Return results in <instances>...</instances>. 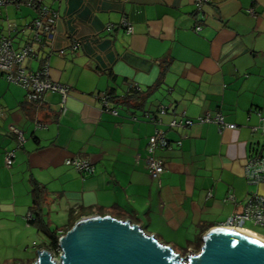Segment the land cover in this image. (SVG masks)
I'll list each match as a JSON object with an SVG mask.
<instances>
[{"label": "crops", "instance_id": "0c3cea01", "mask_svg": "<svg viewBox=\"0 0 264 264\" xmlns=\"http://www.w3.org/2000/svg\"><path fill=\"white\" fill-rule=\"evenodd\" d=\"M44 3L57 14L53 42L34 45L38 57L25 68L37 72L47 57L51 81L69 87L67 112L61 116L56 94H47L39 109L28 105L26 92L0 72L2 233L13 219L14 242L53 253L51 233L58 238L81 219L111 217L185 257L200 252L202 238L249 198L264 199V181L249 185L245 178L247 162L264 155V134L251 131L264 119V0H213L201 11L195 0ZM35 18L27 8L1 9L0 38L20 50ZM102 96L117 116L103 110ZM216 114L236 128L198 123ZM35 120L45 128L35 130ZM186 120L193 124L168 127ZM10 126L23 133L20 150ZM155 130L170 146L155 152L164 164L158 180L146 170ZM9 151L15 158L7 170ZM69 158L91 162L94 173L81 176L65 164Z\"/></svg>", "mask_w": 264, "mask_h": 264}, {"label": "built area", "instance_id": "2783aa9c", "mask_svg": "<svg viewBox=\"0 0 264 264\" xmlns=\"http://www.w3.org/2000/svg\"><path fill=\"white\" fill-rule=\"evenodd\" d=\"M196 7L198 11L204 9L206 5H209L213 0H195ZM13 6L16 9L27 8L33 10L36 13V18L28 26L32 33V38L30 41L23 46L20 50H15L12 42L5 37L0 38V72L5 76L9 83L16 84L20 86L25 92V102L28 105L34 106L39 109L44 101L47 94H56L59 96L60 101L58 104L59 112L61 116H64L67 112L66 101L69 94V87L65 85L58 84L51 81L49 77V66L47 63V57L42 60L41 69L37 72L28 71L25 68V63L29 59L37 58V52L34 49V45L38 46L40 49L51 48L53 42V36L55 31V25L57 21V14L49 9L44 3V0H0V10L7 7ZM127 34L133 33L132 26L123 20L120 24ZM107 31L112 29L111 26L106 28ZM200 31V27L196 28V32ZM78 49L77 45H73L72 50L75 52ZM59 55H63L60 51ZM109 98L107 96L101 97V105L104 111L117 116L116 111L109 107ZM165 109L161 107L158 113L163 114ZM2 115V110L0 107V116ZM149 121L154 125L160 123L155 117H148ZM135 121V118H133ZM200 124H215L219 126L220 129H230L233 130L236 127L234 125L226 124L223 117L220 114L215 116H204L198 119ZM34 129L40 130L44 129L45 126L39 120L34 121ZM192 121L186 120L172 121L169 124V129H173L180 126H191ZM253 133L260 132L264 134V119H260V125L251 129ZM8 132L15 138L16 147L15 150H20L25 142L23 133L10 126ZM170 148L169 143L164 138V135L159 130H155L154 134L147 141V157H146V170L153 180H158L164 171V164L160 159L155 157V152L157 149H168ZM15 153L14 151H9L5 153L4 165L6 168H11L14 163ZM67 166H71L78 172L81 176H90L94 173V168L91 162L86 160H80L77 158H69L65 161ZM245 178L247 184L257 185L258 183L264 181V155L255 154L246 164L245 167ZM227 200H233L232 196H229ZM30 220V216L27 217ZM246 223H252L262 229H264V199L258 196H252L249 198L247 203L243 206L240 213H237L225 222L220 224L217 228L231 230V231H246L244 226ZM64 235L61 233L57 238V248L54 253H52L53 259L58 261L61 255V249L59 247V242Z\"/></svg>", "mask_w": 264, "mask_h": 264}, {"label": "water", "instance_id": "95a60500", "mask_svg": "<svg viewBox=\"0 0 264 264\" xmlns=\"http://www.w3.org/2000/svg\"><path fill=\"white\" fill-rule=\"evenodd\" d=\"M202 242L200 252L182 257L129 221L93 216L61 238L58 261L41 250L34 264H264V245L237 231L216 228Z\"/></svg>", "mask_w": 264, "mask_h": 264}, {"label": "rangeland", "instance_id": "374dc122", "mask_svg": "<svg viewBox=\"0 0 264 264\" xmlns=\"http://www.w3.org/2000/svg\"><path fill=\"white\" fill-rule=\"evenodd\" d=\"M5 169L9 170L11 168L8 169L5 167ZM9 225L11 229L4 230L2 233V224L0 223V264H27L34 259L37 250H33L32 246L26 245L24 242L22 244L14 242L13 219L10 220ZM245 227L256 232L259 236L264 237V229L252 223H246ZM20 228L24 229V224L22 226L20 225ZM171 249L175 252L174 247H171Z\"/></svg>", "mask_w": 264, "mask_h": 264}, {"label": "trees", "instance_id": "16d2710c", "mask_svg": "<svg viewBox=\"0 0 264 264\" xmlns=\"http://www.w3.org/2000/svg\"><path fill=\"white\" fill-rule=\"evenodd\" d=\"M39 188H38V186H35L34 188H33V194L36 196L38 193H39ZM33 210V209H32ZM33 214H35L36 215V213L35 212H33ZM68 231V230H67ZM66 231V232H67ZM51 244H50V248H51V251H54V250H56V248H57V236H56V233H51V242H50Z\"/></svg>", "mask_w": 264, "mask_h": 264}, {"label": "bare ground", "instance_id": "6f19581e", "mask_svg": "<svg viewBox=\"0 0 264 264\" xmlns=\"http://www.w3.org/2000/svg\"><path fill=\"white\" fill-rule=\"evenodd\" d=\"M239 233L242 234L243 236H246V237L251 238V240H253V241H255V242H258V243L264 245V240L261 239V238H259V237H257V236H256L255 234H253V233H250V232H248V231H240Z\"/></svg>", "mask_w": 264, "mask_h": 264}, {"label": "clouds", "instance_id": "9594fccd", "mask_svg": "<svg viewBox=\"0 0 264 264\" xmlns=\"http://www.w3.org/2000/svg\"><path fill=\"white\" fill-rule=\"evenodd\" d=\"M65 235V234H64ZM55 252V250L53 251V253ZM51 254H52V252H51Z\"/></svg>", "mask_w": 264, "mask_h": 264}]
</instances>
